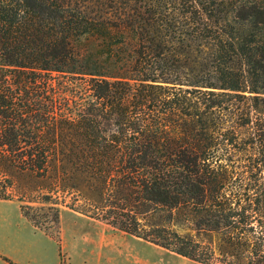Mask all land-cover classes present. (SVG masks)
Returning <instances> with one entry per match:
<instances>
[{
    "label": "trees",
    "instance_id": "1",
    "mask_svg": "<svg viewBox=\"0 0 264 264\" xmlns=\"http://www.w3.org/2000/svg\"><path fill=\"white\" fill-rule=\"evenodd\" d=\"M12 181L199 264H264V0H0V200Z\"/></svg>",
    "mask_w": 264,
    "mask_h": 264
},
{
    "label": "rangeland",
    "instance_id": "2",
    "mask_svg": "<svg viewBox=\"0 0 264 264\" xmlns=\"http://www.w3.org/2000/svg\"><path fill=\"white\" fill-rule=\"evenodd\" d=\"M12 182L11 200H0V246L9 230L5 243L31 245L39 255L36 264H199L73 210L75 199L77 207L83 205L82 194L53 193V186L44 185L52 192H45L48 198L36 194L25 199L28 182ZM9 262L0 254V264Z\"/></svg>",
    "mask_w": 264,
    "mask_h": 264
},
{
    "label": "crops",
    "instance_id": "3",
    "mask_svg": "<svg viewBox=\"0 0 264 264\" xmlns=\"http://www.w3.org/2000/svg\"><path fill=\"white\" fill-rule=\"evenodd\" d=\"M33 230L35 228H32ZM6 234H5V241L3 246H0V254L2 255L3 258H6L8 260H10V262H12V264H36L38 262L37 257H39V255L36 254V256L33 254V251H31L30 249L32 247H30L31 245H28L25 243V241L21 240L22 243L16 244L14 245H7L5 242L8 241L9 237H10V233H12L9 230H5ZM99 258L100 255H99ZM36 260V261H35ZM9 262V264H10Z\"/></svg>",
    "mask_w": 264,
    "mask_h": 264
}]
</instances>
